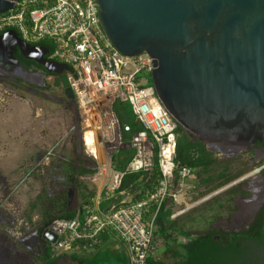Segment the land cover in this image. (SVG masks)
I'll return each instance as SVG.
<instances>
[{
  "label": "water",
  "instance_id": "1",
  "mask_svg": "<svg viewBox=\"0 0 264 264\" xmlns=\"http://www.w3.org/2000/svg\"><path fill=\"white\" fill-rule=\"evenodd\" d=\"M18 1L0 0V14ZM96 2L113 47L125 57H150L157 97L193 141L232 159L264 139V0ZM12 48L58 76L74 106L66 75L71 67L49 60L45 48L24 42L14 30L0 33V61L16 64ZM76 200L69 190L68 204ZM47 240L53 244L56 237L48 232Z\"/></svg>",
  "mask_w": 264,
  "mask_h": 264
},
{
  "label": "built area",
  "instance_id": "2",
  "mask_svg": "<svg viewBox=\"0 0 264 264\" xmlns=\"http://www.w3.org/2000/svg\"><path fill=\"white\" fill-rule=\"evenodd\" d=\"M9 30L31 45L52 42L54 49L47 58L71 67L66 75L74 96L80 148L88 165L101 174L111 171L107 195L119 189L127 173L151 172L156 167L160 174L154 191L142 201L102 214L100 196H95L83 205L82 217L53 219L48 227L56 237L53 253L56 257L91 253L108 233L121 242L129 264H146L156 230V213L146 219L149 205H155L156 212L166 200L185 205L186 196L195 189L189 182L193 170L177 169L175 164L177 123L153 86L146 85L153 71L150 57H125L113 47L100 26L96 0H19L0 14V33ZM117 102L129 104L144 129L131 136L128 146L133 155L123 172L112 170V157L128 147L123 135L131 128L120 126L113 111Z\"/></svg>",
  "mask_w": 264,
  "mask_h": 264
},
{
  "label": "rangeland",
  "instance_id": "3",
  "mask_svg": "<svg viewBox=\"0 0 264 264\" xmlns=\"http://www.w3.org/2000/svg\"><path fill=\"white\" fill-rule=\"evenodd\" d=\"M58 78L48 75L44 80L45 87L41 95L17 87L13 90L4 89L0 82V173L15 183L19 196L16 202L20 210L30 218H34L36 213L43 210L46 212L48 205H52L47 203L44 209L37 206L38 183L32 181L34 175L40 176L42 172L49 171L53 172L52 177L58 176L59 172L60 176L70 177L74 175L72 167L76 172L86 167L87 173L76 176L77 183L82 186L80 191L85 195L94 193L95 196L106 192L112 182L109 169L101 174L97 168L82 159L84 156L78 145V133L75 128L76 112L74 106L67 101ZM25 84L31 90L37 89L32 84ZM128 152L132 154L133 150L129 148ZM119 156L118 153L113 155L116 159ZM218 158L221 159L219 156ZM233 167V171L240 169L238 163ZM257 175L251 174L252 177ZM190 184L196 188L186 196L185 205H173L172 217H179L182 228L191 236L212 233L218 237L221 235L217 227L218 222L210 219V208L220 194L218 191L205 194L207 188L199 186L196 175ZM69 190L74 192L77 200L68 206L77 210L86 201L80 199L75 186L70 185ZM47 191L53 194L51 186ZM132 198L133 195H123L119 205L130 203ZM195 209L198 211L194 212ZM50 216L53 220L58 213H51ZM261 258L259 264H264V252Z\"/></svg>",
  "mask_w": 264,
  "mask_h": 264
},
{
  "label": "trees",
  "instance_id": "4",
  "mask_svg": "<svg viewBox=\"0 0 264 264\" xmlns=\"http://www.w3.org/2000/svg\"><path fill=\"white\" fill-rule=\"evenodd\" d=\"M33 45L48 49L50 55L54 49L53 43L46 40ZM58 82L60 83L59 78ZM146 85H152L150 77ZM113 111L121 127L129 126L131 128L130 133H125L123 135L124 144L128 146L131 136L144 129L141 124L136 121L129 104L117 102L113 105ZM176 134V167L177 169L185 167L192 169L193 176L196 175L198 178L199 186H205L207 188L204 192L205 194L216 191L241 174L240 169L233 171V165L237 163V159H219L217 154L209 153L206 150L204 143L193 141L178 125ZM117 153L120 156L117 159L112 157V167L115 171L123 172L131 160L133 153L129 154L127 149L118 151ZM243 165L245 164H242V166ZM72 169L74 175L70 176V185L75 186L81 200L89 202L90 198L95 197L94 193L85 195L83 191H80L82 186L77 183L76 177L77 175L87 173L88 169L82 167L78 172L74 170V167H72ZM159 178L160 174L156 167H154L151 172L125 174L118 190L108 195L105 192L101 194L98 206L99 212L102 214H110L130 203L146 199L147 195L154 191ZM126 194L133 195V198L130 203L120 206L119 203L123 195ZM231 199L232 198L226 201L228 207L232 204ZM86 202L82 203L77 210L71 209L68 206V192L61 193L56 200H53L52 205H48L47 207L48 224L52 221L50 215L54 212L58 213L55 219H73L76 216L82 217L84 212L83 204ZM216 202L217 198L213 201V206L210 208L212 212L210 217L211 220H214L216 217ZM173 205L174 204L170 200H166L157 212L155 205H149L146 219L150 220L156 213L154 219L156 230L153 242H155L157 238L167 242L171 239L173 233H181V237L185 240V242L180 244L181 251L175 255L171 263H165L150 256L146 264H259V258L262 260L261 257L264 252V217L262 213L260 215L261 217L244 233H231L228 236H220L217 241V237L212 233H202L191 236V234L184 230L175 219H172L174 214L172 209ZM196 211H198V209L194 210V212ZM107 236L108 233L102 236L101 246L90 254L84 256V254L73 253L70 257L76 262H83V264H129L125 252H112L102 247Z\"/></svg>",
  "mask_w": 264,
  "mask_h": 264
},
{
  "label": "flooded vegetation",
  "instance_id": "5",
  "mask_svg": "<svg viewBox=\"0 0 264 264\" xmlns=\"http://www.w3.org/2000/svg\"><path fill=\"white\" fill-rule=\"evenodd\" d=\"M46 50L49 57V50ZM12 54L16 64L0 61L2 87L10 90L17 87L41 95L48 75L33 61L22 60L24 58L17 48H12ZM26 82L37 89H29ZM82 159L88 163L85 157ZM232 159L239 160L237 163L241 174L216 190L220 195L217 197L214 220L218 222L221 234L217 241L220 236L244 233L261 217V213L264 217V139L254 142L240 156ZM51 173L45 171L40 176L32 177V181L38 183L37 206L43 209L47 203L52 204L58 195L68 191L70 186V177L60 176V172L58 176L52 177ZM252 173L258 175L252 177ZM50 186L53 194L47 191ZM17 194L15 183L0 173V264H78L70 256L56 257L47 240V213L43 210L36 213L34 218L28 217L16 202L19 197ZM230 198L232 204L228 207L226 201Z\"/></svg>",
  "mask_w": 264,
  "mask_h": 264
},
{
  "label": "crops",
  "instance_id": "6",
  "mask_svg": "<svg viewBox=\"0 0 264 264\" xmlns=\"http://www.w3.org/2000/svg\"><path fill=\"white\" fill-rule=\"evenodd\" d=\"M125 148H127V147H125ZM125 148H124V150H125ZM119 151H122V150H119ZM192 179L189 182H192ZM179 216H181V215H179ZM178 218L179 217H177V219H175L174 217H172V219H175L178 222V224H180ZM182 242H184L183 237H181V233H178V232L173 233L171 239H169L167 242H164L162 239L157 238V240L154 242L153 252H152L151 256L154 259L161 260L165 263H171L173 261L175 255L177 253H180V251H181L180 244ZM102 247H105L112 252H118V251L124 252L123 245L112 234H108V236L106 237V239L103 242ZM88 254H90V253L84 254V256L88 255Z\"/></svg>",
  "mask_w": 264,
  "mask_h": 264
}]
</instances>
